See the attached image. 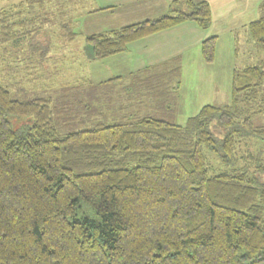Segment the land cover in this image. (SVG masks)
I'll list each match as a JSON object with an SVG mask.
<instances>
[{
  "label": "trees",
  "instance_id": "trees-1",
  "mask_svg": "<svg viewBox=\"0 0 264 264\" xmlns=\"http://www.w3.org/2000/svg\"><path fill=\"white\" fill-rule=\"evenodd\" d=\"M67 5L0 8V264H264V127L253 122L264 113V59L235 69L229 103L207 104L184 125L174 111L173 120L129 111L112 122L99 90L123 84L134 101L159 82L171 85V75L162 65L77 86L75 98L29 94L24 82L47 81L48 59L59 62L43 46L47 26L63 27L57 13ZM187 21L209 29L210 4L174 0L168 14L86 42L102 60ZM247 27L264 54V3ZM75 35L57 37L59 45ZM216 43L211 36L201 44L208 64ZM172 94L161 93L170 111ZM251 145L255 152L242 150Z\"/></svg>",
  "mask_w": 264,
  "mask_h": 264
},
{
  "label": "rangeland",
  "instance_id": "rangeland-1",
  "mask_svg": "<svg viewBox=\"0 0 264 264\" xmlns=\"http://www.w3.org/2000/svg\"><path fill=\"white\" fill-rule=\"evenodd\" d=\"M21 0H0V8L10 6L14 3H19ZM165 5H161L155 9L152 14L159 16L168 14L172 8L174 0H163ZM67 12L61 15V12L57 13V16H63V27H59L56 30L54 24L48 30L49 37L47 42L44 43L45 47L50 48L48 57L58 58L59 62L53 61L51 58L48 59L49 63L46 64L45 68L48 74L45 72V76L50 78L47 81L37 80L31 76V83L22 85L23 88L29 92V94L39 96H52L57 95L61 99L63 97L79 96L78 87H84V83H75L76 79L82 81V79H93L92 74L96 69H101L103 73V62L102 60H89L87 54H91V46L87 44L86 38L88 35L107 32L114 29L130 25L132 23H139L145 20L144 12H137L138 16L125 17L124 14H119L116 11L114 14L96 15V3L91 0H67ZM228 5L225 6V4ZM60 2L58 1L57 4ZM152 6H156L155 2H151ZM264 0H238L233 2L232 0H212L214 6L215 16H212V25L208 29L209 34L217 37V43L215 48L214 61L207 66L205 61L202 64L196 63L194 57V51H191V57L185 56V63H181L182 78L178 80L177 85L165 86L161 85L160 82L158 87L154 90L144 89L141 91L139 99L134 101L131 96L126 94L124 91V85H118V91L115 86L103 88L99 90L101 97V104L104 105L106 110L104 115H109L110 118H115L110 121H120L125 112L135 111V115L143 116L150 115L155 118H164L167 120L174 119V111L176 113L175 120L179 125H184L190 116L196 115L200 109L207 104H227L230 102L232 92V78L235 69H242L247 66L256 64L258 61L264 59V54L257 50L255 42L251 40L250 33L247 25L259 18L262 14V4ZM143 6L139 3L137 7ZM145 6V5H144ZM57 8H62L56 6ZM218 9V10H217ZM161 16V15H160ZM59 22V20H57ZM191 22V21H190ZM195 23V22H192ZM57 26L60 25L56 23ZM196 24V23H195ZM53 28V29H52ZM200 28V27H199ZM54 30V31H53ZM71 31H74L76 35L68 41L67 39L63 44L59 45V39L57 37L65 38ZM54 32L57 33L53 34ZM62 48V49H61ZM61 49V50H60ZM72 51L68 56L74 57L68 61L65 57L67 53ZM41 52L44 50H40ZM21 50H14L13 61L17 58L18 53ZM201 54V47H200ZM202 59V55H201ZM96 61V62H94ZM205 62V63H204ZM15 67L22 68L24 66L23 61L16 62ZM214 63V64H213ZM28 67H33L36 71L37 67L34 63H27ZM60 71V73H57ZM31 70V69H30ZM37 71L43 73L41 69ZM56 73V75H55ZM101 73V74H102ZM47 74V75H46ZM162 79V78H161ZM174 79V78H171ZM215 81V85L211 82ZM162 82L164 80L162 79ZM78 86V87H77ZM88 89V88H87ZM82 91V89H81ZM162 91L164 93L173 92L174 108L172 110L167 109V102L163 104L164 100L161 98ZM122 92V93H121ZM121 93V96L118 95ZM117 98V103L115 100ZM159 98V99H158ZM162 99V100H161ZM160 105H159V104ZM131 104V105H130ZM164 105V106H163ZM133 106V109L132 107ZM131 107V110L128 108ZM62 109V108H61ZM253 122L256 126L264 127V113L256 115L253 118ZM257 146H243V151L255 152ZM213 165L217 168L214 156L211 157ZM222 168H218L217 172H220Z\"/></svg>",
  "mask_w": 264,
  "mask_h": 264
},
{
  "label": "crops",
  "instance_id": "crops-1",
  "mask_svg": "<svg viewBox=\"0 0 264 264\" xmlns=\"http://www.w3.org/2000/svg\"><path fill=\"white\" fill-rule=\"evenodd\" d=\"M26 1V0H21ZM96 3V15L114 14L119 11V14H124L125 17L138 16V11L144 12L143 16L147 17L145 19H155L163 15V13L152 14V12L165 5L163 0H91ZM203 1V0H196ZM207 1L212 10V16L214 18V6L212 0ZM234 3L238 0H232ZM151 2H155L156 6H152ZM139 3L143 6L137 7ZM225 6L228 5L226 2ZM145 5V6H144ZM171 10V9H170ZM218 10V9H217ZM135 24V23H132ZM213 23H211L212 25ZM248 26V25H247ZM211 27V26H210ZM209 27V28H210ZM208 29L199 28V26L190 21L180 23L172 28L157 32L155 34L143 37L141 39L135 40L127 45L125 51L115 54L113 56L102 59L103 62V73L101 69H96L92 74L93 79H76L75 83H84L83 85H94L99 86L100 84L106 83L116 78L129 79L131 75L138 74L145 71L151 67H157L166 65L167 69L162 71L165 74H170L173 85H177V81L182 78L181 63H185V56L191 57V51H194V57L196 63L202 64L203 58L201 59L200 47L204 39L209 37ZM213 36H216L215 34ZM218 37V36H216ZM60 45L58 46V48ZM62 49V48H61ZM60 49V50H61ZM72 51L69 50L67 56H65L68 61L74 57H69L68 55ZM89 60H93V54H87ZM75 59V58H74ZM96 62V61H94ZM205 63V62H204ZM207 64V63H206ZM214 64V63H213ZM213 67L212 64L208 65ZM178 68L179 71H175ZM174 70L175 73H179L172 76ZM60 71H58V74ZM102 73V74H101ZM177 79V80H176ZM126 85L129 84L128 81H124ZM215 85V81L211 80Z\"/></svg>",
  "mask_w": 264,
  "mask_h": 264
}]
</instances>
